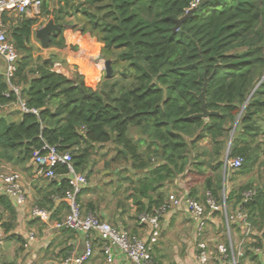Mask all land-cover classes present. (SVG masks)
Masks as SVG:
<instances>
[{
	"label": "trees",
	"instance_id": "obj_1",
	"mask_svg": "<svg viewBox=\"0 0 264 264\" xmlns=\"http://www.w3.org/2000/svg\"><path fill=\"white\" fill-rule=\"evenodd\" d=\"M75 1L51 0L57 8L51 11L45 3L43 16L54 17L56 23L64 15L74 17V29L95 38L112 62L113 73L97 85L79 71L72 78L57 73L54 66L59 56L34 57L31 39L38 21L26 18L20 22L12 33L21 55L17 72L11 83L0 75V163L24 168L32 163L34 152L48 144L70 152L80 172L90 156L89 147L112 144L126 150L128 156L117 153V157L134 170H151L135 187V201L142 213L164 204L158 191L187 171L191 157L201 171L213 163L223 170L229 140L242 113L229 158L241 156L244 164L230 173L252 170L264 153L258 140L264 121V80L259 85L264 77V0H201L208 2L177 32L175 20L194 8L195 0H79L70 10ZM68 39L81 49L92 50L93 43L79 34L69 32ZM52 47H66L64 28L53 37ZM207 78V106L218 114L209 120L193 119L201 113L198 96ZM11 85L20 89L19 95ZM20 101L39 115L22 112ZM13 105L18 108L1 111ZM135 128L142 136L138 140L129 134ZM203 140L210 147L194 154ZM57 173L66 175L67 168L60 166ZM222 181L223 172L217 179L205 180V199L210 192L221 202ZM67 188L68 181L62 179L60 191ZM240 190L226 197L227 205H240L243 195L255 190L256 196L245 208L250 222L264 233V188L249 183ZM137 194L150 198L148 207L139 202ZM0 207L17 221L14 203L1 191ZM3 227L8 234L14 226L7 222ZM261 240L258 237L256 244L248 245L244 254L256 264H264L252 250L262 246ZM227 248L225 263L231 264L229 241Z\"/></svg>",
	"mask_w": 264,
	"mask_h": 264
},
{
	"label": "built area",
	"instance_id": "obj_2",
	"mask_svg": "<svg viewBox=\"0 0 264 264\" xmlns=\"http://www.w3.org/2000/svg\"><path fill=\"white\" fill-rule=\"evenodd\" d=\"M47 1L48 0H0V62L3 68L0 75L4 76L8 83H11V80L15 77L21 55L14 43L9 39V26L5 22V19L7 17H14L16 21L20 23L26 18L31 17L41 23L45 20L42 10ZM200 2L201 0H195V6L200 4ZM95 59H90L89 63L100 70V76L102 73H105V65L102 66L103 62L100 61L98 63ZM90 80L94 85H97L101 81V78L100 80L98 78L94 80L90 78ZM11 90L17 95L20 94V89L17 87L11 85ZM19 108L22 112H31L35 115H39L38 110L28 109L22 101L19 102ZM224 162L225 167H229L231 170H238L243 166L244 159L241 156L234 158L228 157ZM32 165L36 167L38 175L44 177L49 182L65 178L68 181V188L66 191L56 193L52 196L54 202L66 203L69 207V213L65 220L57 223L56 227L58 229L67 227L83 234L85 250L81 254L68 256L63 264H86L95 255V238L100 240V248L108 264H114L117 251L125 255L131 264H156L153 252L161 238L162 219L170 210L180 208H185L187 210L195 227L196 235L199 240L197 255L198 264H209L211 260L209 243L206 237L210 215L212 216L214 213L222 212L225 218L229 220V223L233 222L236 226L241 227L246 234L252 231L250 216L245 208V204L254 199L256 196L255 190H250L243 195V201L238 205V209L234 210L233 215L228 209L226 198L224 202H218L210 192H207L204 202L199 201L189 194L172 193L169 195L168 200L161 206L153 207L139 214V224L147 232V237L145 238L127 230L114 228L108 222L101 220L91 213L84 215L79 197L87 186L88 179L85 174L75 170L70 152H61L57 148L45 144L40 150L34 152ZM60 166H65L67 168L66 175L57 173V168ZM0 191L2 195L14 201L19 207L25 206L27 203V195L22 184V175L18 171L6 170L0 173ZM49 215L46 209L40 207H36L32 210V216L43 222L50 221ZM1 223L0 217V225ZM263 235L264 233L260 234L262 246H257L252 250L264 263ZM29 239L34 240L35 234L31 233ZM3 244V234L0 233V249ZM216 246L219 252L227 257L228 248L222 244H217ZM231 249L233 255V247H231ZM239 255L242 256V252H239ZM232 259H235L234 255Z\"/></svg>",
	"mask_w": 264,
	"mask_h": 264
},
{
	"label": "crops",
	"instance_id": "obj_3",
	"mask_svg": "<svg viewBox=\"0 0 264 264\" xmlns=\"http://www.w3.org/2000/svg\"><path fill=\"white\" fill-rule=\"evenodd\" d=\"M78 4H79V0L72 2L70 5V10L72 9V7L77 6ZM62 5H64V2H62ZM49 8L51 11H53L57 7L55 6V4H52ZM59 14H61L60 9H59ZM28 19H32V18L29 17ZM66 20H68V22H65ZM5 22L9 26V29L12 28L11 29L12 33H13V29L18 27L19 25V21H16L14 17H9V18L7 17L5 19ZM40 24H42V22L41 23L39 22L34 25L33 35L31 39L33 43L35 41V46L38 47L39 49H41V46L40 44H38L40 42L35 36V31L41 27ZM59 24L62 25V29L63 26L66 25L76 26L75 18L67 15H64V19H61ZM64 32L66 34L67 32H69V30L64 28ZM36 41L38 42L36 43ZM41 50L45 51L44 49ZM67 51L68 52L65 53L69 57L68 61L66 60L67 64L62 66L61 64L56 63L54 66V71L63 74L69 78H72L74 74L71 75L70 71L74 70L73 68L74 64L69 59L74 60L75 53L71 52V50H67ZM59 53L63 54L62 52ZM82 56H84L85 58L89 57L86 54ZM65 66H68V68ZM81 70H82L81 68L78 69L79 72H81ZM90 157L91 156H89L88 158L89 161H90ZM103 165H104V161L98 164L99 167ZM6 170L18 171L21 173L22 184L27 195V203L25 206L19 207L16 205L14 201H12L14 203L17 213L16 222L13 221L12 216H10L8 212L3 211V213L7 217V219H5V222L12 223L14 227L11 230V233L7 234L5 233V229L3 227L5 222L1 223L2 226L0 225V233L3 234V240H4V244L0 249V264H11V263L63 264L64 260L68 256L78 255L84 252L85 247H84L83 234L71 230L67 227H62L60 229L56 227V224L59 222H63L69 213V207L66 203H59V202L57 203L54 202V200L52 199V196L54 194L61 192L60 190H61L62 179L53 180L51 182L47 181L44 177L38 175V171L36 167L32 165V163H29L24 168H17L9 163H0V173L5 172ZM80 172L83 173L82 170ZM86 172H88V168L86 169L85 173ZM228 178L231 179V176L227 177L226 179ZM127 180H129V178ZM224 182H225L223 184L224 196L221 198L222 199L221 202H224L225 198L227 197L226 187H225L227 181L225 180ZM168 184L169 183L167 182V185ZM88 187L91 186L89 185ZM88 189L89 188L85 190L86 195L83 194L84 190L82 191L79 200L84 202L83 205L85 206L86 209L89 210V213L93 212L94 214L97 215L98 218L108 222L114 228L127 230L141 237H145V238L147 237V232L139 224L138 221V216L139 214H141L139 213V209L141 208V205H138L137 202L135 201L134 195L136 194V192H134L133 194L131 193L129 195L130 198L129 201L130 202L133 201L135 203V206L130 205L129 212L124 213L125 212L124 210H119L118 212L107 211L106 207L103 205V201L100 198H98L99 196L97 195L98 197H96L94 191ZM172 193H179V194L185 193L191 195V192L188 193L187 191L181 192L177 190V192L176 191L168 192L169 195ZM151 195L155 198H158V195H155L153 193H151ZM169 195L163 196L164 202L168 200ZM137 197L139 198V202H143V205L148 207L150 203L149 197L143 199L139 194H137ZM195 198L203 202L202 194H197ZM233 205L234 203L227 205L232 215L234 214V210L238 209V206L234 208ZM36 207L46 209L49 212L50 214L49 222L40 221V219L34 218L32 216V210ZM116 210H118V208H116ZM83 213L84 215L88 214L85 213L84 211ZM218 214H222L225 219L224 213L222 212L214 213L212 216L211 215L209 216L208 224L210 223L216 224V219L218 218ZM185 219H187L188 222H185ZM113 224H117L118 227H116ZM226 224L229 233V243L231 244L232 247L233 244H235L234 242L235 240L236 243H238L240 240L239 239L240 233H238L239 230H241L242 234L244 233L246 234V232L241 227L236 226V224H234L233 222H230L229 224L226 222ZM251 225H252V231L250 233L251 234L253 233L254 235L253 236L252 235L250 236V234L247 235L248 238L246 239V243L248 242L249 246L252 244H256L258 242V237H260L261 234L260 231H257V229L254 227L252 223ZM31 233L35 234L34 240L29 239V235ZM94 242L96 248L95 255L86 264H108L105 256H103L102 254L100 248L101 246L100 240H98V238H95ZM198 244H199V240L196 235L195 227L187 213V210L185 208L170 210L162 219L161 238L159 240L158 245L155 246L153 252L155 263L156 264H198L197 262ZM217 244L220 243L219 242L214 243L216 247L215 252L222 257V254L219 252L216 246ZM209 250H210V254L214 255L215 252H213L210 245H209ZM114 264H131V262L125 255L117 251Z\"/></svg>",
	"mask_w": 264,
	"mask_h": 264
},
{
	"label": "rangeland",
	"instance_id": "obj_4",
	"mask_svg": "<svg viewBox=\"0 0 264 264\" xmlns=\"http://www.w3.org/2000/svg\"><path fill=\"white\" fill-rule=\"evenodd\" d=\"M47 4L52 5L51 0L47 1ZM50 19H54V17L51 18H45V20L42 21V25H45ZM71 19V18H69ZM7 21V20H6ZM71 21V20H70ZM8 22V21H7ZM65 22H68V20H66ZM39 23V22H37ZM12 29V28H11ZM9 29V39L11 40V42L13 41L12 38V30ZM73 31V32H72ZM69 32H72L73 34H79L80 36L87 38L89 40V43L92 45V50L88 47H86V50L88 51V55H90V52L92 53L93 57L95 55H98V57H86L88 59H86L87 61H85V64H87V67H90L91 69V74H95V76H97V78L100 80L103 79L102 78V74L99 76V72L100 70L97 69L96 67L90 65L89 60L91 59H95L97 60L96 62H100L98 61V58L100 55H103L101 52V47L97 44V41L95 40V38H91L90 35H82L81 32H79L76 29L73 30H69ZM69 32H67L65 34L64 32V38L66 39V47L64 49H59L56 47H51L50 49H46L45 51L41 50L43 49L41 46V49H39L38 47L35 46V41L34 43L31 41V47L33 48V53H34V57L38 58V57H44L49 59L53 54H57V56H61L60 57V61H57L56 63L61 64L62 66L65 65V62L67 63L68 61V55L65 54L66 52H68L67 50H71V52L78 54L80 56V52H81V47L79 44L77 43H72L71 41H69L68 37H69ZM38 41H36L37 43ZM40 42V41H39ZM37 45V44H36ZM59 52H62L63 54H60ZM84 57V56H82ZM85 58V57H84ZM106 59V58H105ZM64 60V62H63ZM67 60V61H66ZM74 65L73 71L71 72V75H73L75 72H78V68L82 69L81 73H84L85 76L87 73L90 72H86L85 66H81L79 65V61L78 59H69ZM107 60V59H106ZM75 61V62H74ZM78 64H77V63ZM103 62V61H102ZM104 66V63L103 65ZM68 68V66H65ZM78 67V68H77ZM72 70V69H71ZM3 71L2 68V64L0 62V72ZM92 74V75H93ZM91 75V76H92ZM90 74H87V78L90 80ZM103 76H105V74H103ZM16 107L15 105L10 106L8 108L2 109L1 111H5V112H9L14 111ZM260 127H261V131H260V136L258 138V140L260 142L263 143L264 145V121H262L260 123ZM131 136L133 137L134 140H138L140 139L141 133L139 132L138 129H132V131H130ZM197 148L196 150H193L194 154L197 153H202L205 147H210V144L207 143L206 141H200L197 143ZM142 146H145V144H143ZM144 148L141 149V153H144ZM88 152L90 153V161L88 160L86 167L84 168V170L82 171L83 174H85L87 176L88 179V185L87 187L84 189V193L86 195V191L87 188H89L88 190H93L94 193L96 194L95 196L100 198L103 201V205L106 207V210L109 212H118L119 210H124V213L129 212L130 209V205L135 206V203L133 201H129V195L135 192V187L138 185L140 179H143V175H138L137 173H133L129 171V168H131V166L125 162L123 159H120L117 157V151L115 150V146L112 144H106V145H95V146H91L88 148ZM226 154V153H225ZM226 156V155H225ZM226 157L223 159V163H225ZM203 160V159H202ZM102 161H104V165L103 166H98V164H100ZM106 162V163H105ZM195 160L194 157H191V162L189 163V165L187 166V171L184 174L181 175H177L174 179H171L168 181V185L165 186L164 188H161L158 191V195H162V196H168V192L170 191H176L179 190L181 192L183 191H187L188 193L191 192V194L196 193L197 194H202V198H203V202L205 201V193H206V185H205V180L208 177H212L217 179L219 176L222 175L223 170L221 169H216L217 164L213 163L211 166L207 167L204 166V168L201 171V168H197L195 167L194 164ZM198 163L200 164L201 162L198 161ZM90 167V168H89ZM88 168V172L85 173L86 169ZM91 169V170H90ZM106 172V173H105ZM231 176V179L228 178L226 179L227 184L225 185L226 187V194L227 196L230 195L232 192L235 193H239L241 192L240 188L252 183V187L260 189V188H264V153L261 155L260 159L258 160V162L255 164V166L252 168V170H250L248 173H240V172H234V173H230L228 177ZM119 177V178H118ZM129 178V180H127ZM230 182V183H229ZM224 174H223V181H222V190L219 193L220 198H222L223 195V184H224ZM91 187H88V186ZM91 188V189H90ZM93 194V193H92ZM233 194V193H232ZM98 195V196H97ZM195 198V197H194ZM92 199V198H91ZM80 201V200H79ZM81 204V208L85 213L89 214V210L85 208V206L83 205L84 202L80 201ZM234 208L238 206V204L233 205ZM116 208H118V210H116ZM91 213V212H90ZM95 216H97L96 214H94L93 212L91 213ZM118 214V213H116ZM0 217H1V222H5V219H7V217L5 216V214L3 213L2 208L0 207ZM226 219V218H225ZM224 216L222 214H218V218L216 219V224L210 223L209 224V228L207 229L206 232V237L207 240L209 241V245L212 248L213 252H215V242H219L220 244L224 245L227 247L228 241H229V233H228V228H227V223H229V220L226 219L225 221ZM185 222H188L187 219H185ZM6 223V222H5ZM116 227H118L117 224H113ZM2 226V224H1ZM219 228V229H217ZM239 242L236 243V240L234 241L235 244H233V251H234V257L235 259L231 261V264H256L255 261H252L250 259V257L245 258V251L247 249L248 246V242L246 243V239L248 238L247 235L250 234V236L254 235L253 233H249V234H242L241 230H239ZM244 237V238H243ZM231 247V244H230ZM239 252H242V256L239 255ZM212 259L210 260L209 264H226L225 262L229 259L225 256H220L219 254H217L216 252L214 253V255H212ZM232 257V254H231Z\"/></svg>",
	"mask_w": 264,
	"mask_h": 264
},
{
	"label": "water",
	"instance_id": "obj_5",
	"mask_svg": "<svg viewBox=\"0 0 264 264\" xmlns=\"http://www.w3.org/2000/svg\"><path fill=\"white\" fill-rule=\"evenodd\" d=\"M207 2H201L200 4H198L197 6L192 8L190 11H188V13L184 17L175 20L176 26L174 28V32H177L178 30H180L182 24L193 16V13L195 12V10L196 9H202L206 5ZM74 27H75L74 25L63 26V28L68 29V30H73ZM61 29H62V25L61 24L56 23L54 19H50L45 25L41 26L39 29H37L35 31V36L40 41L41 46H42V48L44 50L50 49L52 47L53 37H55L61 31ZM98 61H103L104 65H105V75L107 77H111V75L113 73L112 62L110 60H106L104 55H100L99 58H98ZM263 80H264V77L261 80V82L259 83V85L262 83ZM208 85H209V78L206 79L204 87H203V90H202V93L198 96V101L201 103V113L192 116L193 119L202 118L204 120H209L211 117H213L216 114H218V112H212V111H209V109H208V106H207L208 105L207 104ZM250 98H251V96L249 97L248 101L246 102L242 112L244 111L245 107L247 106ZM241 114H240V116H241ZM240 116H239V118L237 120V123L235 125L234 131H233V133H232V135L230 137L228 150H227V153H226V156H225L226 158L229 157L231 144L233 142L234 133H235V130L237 128ZM199 135H200V132L197 134L196 138ZM115 150L118 153H125L128 156L126 150H124V149L115 147ZM129 171L133 172V173H137L138 175H143V174L148 173L151 170H134L131 167V168H129ZM231 171L232 170L229 167H225L224 166V169H223L224 181L227 178V173L228 172L230 173Z\"/></svg>",
	"mask_w": 264,
	"mask_h": 264
},
{
	"label": "bare ground",
	"instance_id": "obj_6",
	"mask_svg": "<svg viewBox=\"0 0 264 264\" xmlns=\"http://www.w3.org/2000/svg\"><path fill=\"white\" fill-rule=\"evenodd\" d=\"M88 48V47H87ZM86 53H88V51L86 50V47H84L83 49H81V52H80V56H79V54H75V59L77 58L78 59V61H79V65L80 66H85V69H86V72L88 71V72H90L91 71V69H90V67H87V64H85V61H87L86 59L87 58H84V57H82V55H84V54H86ZM86 55H88V54H86ZM88 56H92L93 57V55H92V53L90 52V55H88ZM94 57H96V56H94ZM93 57V58H94ZM83 60H85V61H83ZM77 63V62H76ZM78 64V63H77ZM87 74H90V75H92L91 74V72L90 73H87Z\"/></svg>",
	"mask_w": 264,
	"mask_h": 264
}]
</instances>
